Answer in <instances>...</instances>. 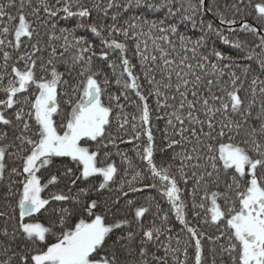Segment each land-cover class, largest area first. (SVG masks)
<instances>
[{"label": "snow or ice", "instance_id": "6c2138e0", "mask_svg": "<svg viewBox=\"0 0 264 264\" xmlns=\"http://www.w3.org/2000/svg\"><path fill=\"white\" fill-rule=\"evenodd\" d=\"M133 6L167 11L163 19L132 16L118 23L120 10ZM174 7V0H125L123 4L107 0L91 6L82 0H7L6 4L0 0V93L5 97L0 99V126L13 130L11 136L0 130V264H169V258L172 264H187L190 246L194 264H203L202 240L216 244L223 233L214 239L190 226L189 206L180 187L181 182L187 185L190 180L194 214L198 217L201 210L206 213L205 224L210 214L212 224L223 221L227 225V244L219 245L222 264L225 255L231 264H264V80L253 76L251 98L246 100L241 95V75L231 70L233 57L213 46L209 53L215 57L213 63L209 55L199 52L213 35L226 44L233 41L204 20L200 21L202 34L195 40L179 32L183 21H194L204 11L215 10L221 23L234 25L236 15L253 7L259 24L243 20L241 26L258 36L260 42L255 47L264 50V0L254 5L252 0H226L223 5L186 0L180 4L179 20L171 22L176 15ZM93 9L105 15L108 9H116L111 16L113 23L97 24L89 19ZM72 18L78 21L74 27L57 29L61 19ZM78 29H88L101 39L99 56L105 61H109L110 52L119 54L118 62L110 60L109 67L120 93L109 92L107 102L109 77L93 66L95 45L85 36H77ZM129 38L135 41L139 72L128 55ZM57 39L63 40L60 49L52 43ZM245 44L237 40L234 47L243 49ZM248 51L247 58L258 59L264 72V51L256 53L251 47ZM225 60L229 63L221 66ZM249 72H254L250 65L242 69L245 78ZM257 86L261 100L254 114ZM129 93L135 97L130 102L137 111L132 116L131 139L146 135L141 159L147 161L151 181L145 184L146 177L139 171L131 181L120 180L109 207L107 200L90 198V193L99 194L117 183L120 170L107 149L120 139L110 131L113 121L119 130L129 125V114L121 103L122 98L129 101ZM153 110L162 113L157 119L165 120L164 139L172 152V162L166 166L154 160ZM117 154L131 167L126 153ZM54 158H70L79 174L64 165L60 176L51 174L42 183L38 173L51 166ZM222 173L227 180L222 181ZM61 176L69 181L68 194L61 190L42 196ZM95 176L102 177L98 185L81 187L71 194L77 181L87 182ZM135 183L144 187L136 188ZM126 186L132 193L158 188L191 240L180 247L177 236L178 246H172L169 217L161 215L160 205L151 196L140 205L125 199L132 218L117 217L121 197L128 196ZM198 193H202L199 202ZM52 202H71L82 208L78 213L68 207L49 209ZM102 205L104 210L100 211ZM153 208L160 224L152 220L146 227L144 217ZM42 210L54 214L47 225L33 219ZM74 214L78 223L68 225ZM166 233L165 244L161 237ZM49 237H55V242H49ZM153 248H162L163 255H157ZM211 252L212 264H216L217 249Z\"/></svg>", "mask_w": 264, "mask_h": 264}, {"label": "trees", "instance_id": "16d2710c", "mask_svg": "<svg viewBox=\"0 0 264 264\" xmlns=\"http://www.w3.org/2000/svg\"><path fill=\"white\" fill-rule=\"evenodd\" d=\"M5 4L7 3V0H2ZM38 2V0H34V3ZM54 2V0H53ZM82 2L86 3L88 6H91L95 2H100L101 4H106L107 0H82ZM118 3L123 4L125 0H117ZM155 2H159V0H155ZM195 2V0H193ZM209 5L212 3H216L219 5H223L226 0H206ZM228 3H232L233 0H227ZM260 0H252L253 5L255 3H259ZM185 3L186 0H174L175 7L173 11L176 13V15L172 18H170L171 22H176L179 20L181 16V12L179 11L180 9V4ZM13 13H15V9H10ZM116 9H108L107 14L103 12H97L95 9L92 11V16L89 18L96 22L97 24H104V25H110L113 23L111 16L114 14ZM166 9L160 10L153 12L150 9H146L143 6L141 7H130L128 9H121L120 10V17L118 20V23L123 24L125 20H128L132 16H144L146 19L149 20H154V19H163L165 18L166 15ZM43 15V14H42ZM229 17H232V13L229 12L227 13ZM256 12L254 11L253 7H247L244 8L242 13L239 15L235 16V19L237 20V23L234 25H226L221 23L219 20L218 16L216 15L215 10L209 12V11H204L200 15H198L194 21H188L185 20L179 25V32L181 34L187 35L191 37L193 40L197 39L202 33H201V28L202 25L200 23L201 20H204L205 22H211L215 28H218L220 32L222 33L223 36H227L231 41H233V44H226L224 43L223 39L220 37H217L215 35L211 36L210 39L207 41L206 45L204 47H201L199 49V52L204 55H209L211 52L212 47L214 46L216 49L222 51L225 53V55H230L233 57L235 64L232 67V71H236L238 75H241V81L243 83V88L241 91L242 97H244L246 100L251 98V80L254 75H259L262 80H264V72H261L259 69V60L258 59H248L247 56L250 55L248 49L249 47L253 48L256 53H260L261 50L259 48H256L255 45L259 44V38L256 34H253L251 32L245 31L242 26H241V21L246 20L249 23L252 24H259V22L256 19ZM55 22V21H54ZM77 19L72 18L68 20H63L61 19L57 23V29L61 27H68L72 28L77 24ZM46 31V29H42V32ZM145 32H147V28L145 27L144 29ZM57 36H60L59 31L56 32ZM77 36H85L89 42L95 45V52L96 55L93 56V66L95 68H99L102 70L104 74H106L109 77L110 84L108 85V90L105 93V102H107V95L108 93H115L119 94L120 93V88L115 85L114 81V74L112 69L109 67V61L110 60H117L118 62V53H111L109 56V61H105L99 56V53L101 51L102 45H101V39L96 37L94 34L91 33L90 30L88 29H78L76 32ZM107 35V33H105ZM115 37L118 40L123 41L124 37H122L119 34H114ZM71 39V37H69ZM141 39H148V37H142ZM174 42H178L177 38L175 36L172 37ZM239 40V41H244L246 42L245 47L243 49H237L234 47V43ZM52 43L58 48H61V45L63 44V40H54ZM128 55L129 58L131 59V62L133 64L137 65V72H139V66H138V58L134 55V45L135 41L132 40L131 38L128 39ZM149 47H151V40L149 39ZM105 51H110L108 49H104ZM71 53H69L70 55ZM209 60L213 63L216 62L215 57L209 55ZM229 61L225 60L222 62L221 66L223 64H227ZM251 66V68L254 70V72H249L247 78H245L242 75V69L245 66ZM60 70L63 71V66L60 67ZM226 71H228L226 69ZM227 78V77H226ZM101 79H103V76H101ZM5 83H7V80H5ZM32 91V90H30ZM4 94L0 93V99H3ZM129 101H125L123 98L121 99V103L124 104L125 112L129 114L128 119H129V125L124 129V130H119L117 128V125L115 121H113L112 128L110 129L111 133L113 136H119L120 139L116 141V146L113 147L109 145L107 151L111 152V161H114L120 170V174L116 177L117 183H113L110 185L109 190H103L99 194L96 192L90 193V198L98 199L101 201L107 200L108 206L110 207L112 205V201L115 198L116 192L115 190L119 187V181L124 179L131 181L132 176L135 174V172L139 171L142 172L143 175L146 177L145 179V184L149 183L151 181V175L148 171V165L146 160L141 159V154L143 152V148L147 144V139L146 135H141L138 140L131 139L134 135V131L131 127L133 121H132V116L137 114V111L133 104L130 102L131 100H134L135 97L132 93H129ZM257 105L256 108L254 109V114L255 111L258 110L259 103L261 100V97L259 95V86H257ZM63 101V98H62ZM151 104L152 102L149 101ZM61 107L66 109V105L61 103ZM153 109H155V105H152ZM162 115V113H158L155 110H153L152 113V120H151V127H152V132L154 136V144H155V152H154V160L157 163V165H164L166 166L168 163H171V155L172 152L171 150H168L166 148V141L164 139L165 137V120L163 119H157V116ZM59 124V120L57 121ZM0 130L3 131H8L9 136L12 135V129L11 128H3V126H0ZM60 129L58 128V131ZM36 131L35 126H33L32 133ZM32 133H29L30 135ZM35 138V137H34ZM131 139V142H128ZM14 150V149H13ZM126 153L128 159L131 160V167H129L128 162L126 160L122 161V157L118 155L117 153ZM101 163H103V155L99 158ZM17 166H19V161L14 162ZM66 165L67 167H71L73 169V172L76 173L77 175L79 174L77 165L74 162H71L70 158H54L53 164L47 168H42L40 173L38 175L41 176L42 183H45L49 176L51 174H56L60 176V173L64 170L63 166ZM125 172L128 174L125 175ZM14 179H18L15 178ZM228 177H225L222 173V181L227 180ZM102 180V177L100 176H95L90 178L87 182H82V181H77L75 186H71V194H75L78 188L81 187H89L91 185H98ZM69 181L68 179L64 177H60V182L56 184L55 186H49L45 191L42 193V196L48 197L50 193L54 192H59L63 190L65 194H68V187H69ZM134 187L136 188H141L144 187V185L135 183ZM181 189L183 190V198L185 202L188 204V210H187V219L190 223V226L193 227H198L201 231L205 232L207 235L212 236L214 239L217 236H221V233H223L222 238L216 243L213 244L212 241H209L208 239H203L202 244L204 246V259H203V264H212L213 260V253L211 252L212 248L217 249V253L215 254L216 258V264H222V258L219 254V245L220 244H227V238L228 235H230L226 223L223 221L220 222L218 225H214L210 222V214L209 215V223L205 224L203 221L205 220L206 213L204 211L198 210L199 211V216L197 217L194 214V211L191 208V201H192V188L193 184L192 181L190 180L187 185H185L183 182L180 184ZM214 190V189H213ZM221 190H223V183H221ZM124 191L128 192L127 198L121 197L120 199V212L117 213V217L120 215L126 216L127 218L131 219L132 218V209L127 208L125 206V199H130L136 201L137 205L143 204L144 203V198L147 196H151L155 198V203H158L160 205L161 209V215L167 214L169 219H168V226L172 229L171 231V236L173 237L172 241V246L177 247L178 245L175 242V238L179 236L182 244L180 247L183 246V243L189 242L191 240V237L187 233V231L183 228V225L176 219L175 212L174 210L171 209V206L169 202L162 196L158 188H152V189H146L144 192H136L132 193L129 192L127 186L125 187ZM0 195H2V190H0ZM200 196H202V193H198L197 195V201L199 202ZM83 199V198H82ZM222 203V202H221ZM207 206H210L208 204ZM60 207H68L72 208L74 210V213H78L80 208H82V205L78 206L74 203L71 202H52L49 206V209L51 208H60ZM104 210V205L101 206L100 211ZM115 211V209H113ZM155 212V208L152 209V211L148 214L145 215L144 217V223L145 226L147 227L149 222L152 220H155L156 224H160V219L159 217H156L153 215ZM109 217L112 216V213L108 214ZM54 218V214H52L50 211L49 212H44L42 210L41 213L37 214L33 219L45 223L47 225L48 221ZM74 223H78V215L74 214L73 216L68 218V225H73ZM137 225L133 224V228H136ZM168 233L165 234V236L161 237V241L163 243H167L166 236ZM49 242H55V237H49ZM152 251H156L155 248L152 249ZM157 255H163V249L161 248L159 251H156ZM180 258L183 259V254L182 252L179 254ZM169 264H172L171 258H169ZM187 264H194V249L190 246L188 249V262ZM223 264H231V261L229 258L225 255L223 256Z\"/></svg>", "mask_w": 264, "mask_h": 264}]
</instances>
